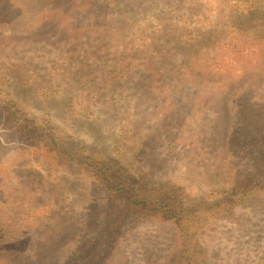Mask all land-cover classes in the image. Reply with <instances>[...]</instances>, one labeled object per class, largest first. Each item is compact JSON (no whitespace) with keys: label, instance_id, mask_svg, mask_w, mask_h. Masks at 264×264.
I'll return each mask as SVG.
<instances>
[{"label":"rangeland","instance_id":"rangeland-1","mask_svg":"<svg viewBox=\"0 0 264 264\" xmlns=\"http://www.w3.org/2000/svg\"><path fill=\"white\" fill-rule=\"evenodd\" d=\"M0 3V99L21 110L0 128L16 149L0 168V264H183V249L191 264H264V188L213 206L264 174L249 138L264 116V0ZM45 118L149 187L212 207H134L112 174L68 163Z\"/></svg>","mask_w":264,"mask_h":264},{"label":"trees","instance_id":"trees-1","mask_svg":"<svg viewBox=\"0 0 264 264\" xmlns=\"http://www.w3.org/2000/svg\"><path fill=\"white\" fill-rule=\"evenodd\" d=\"M1 4L2 3H0V11L2 7ZM20 16L22 15L20 13H17L13 16V18L18 19V17ZM0 19H3L2 15L0 16ZM1 101L9 102L11 104H14V106H7L6 108L5 106H2V103L0 102V109H5L4 115L1 114L0 116V128H2V126L5 124L6 118L14 120L15 117L21 112V110L15 105V103L10 102L7 99ZM30 117L35 119L33 115H30ZM31 118V123L36 122V119L35 121H33ZM44 121L46 123L48 122L46 118L44 119ZM251 123L253 126L252 128H250L251 134L249 137L252 142L251 149H254L256 156L264 164V116L257 115V117L254 118ZM47 124L50 125L49 123ZM32 128L34 131L40 127L35 124L32 126ZM48 129H52L53 132L56 131L57 133H59V135L56 133L55 135L52 134V141L53 143H56V141L59 139L60 144H58V146L61 148L60 152H62V155L65 154L68 163L76 162L77 164H79V166H82L85 169L100 170V172H102L103 174H99V177L101 180H104L105 183L107 177L106 174H112V177L115 178V181L109 184L110 190L127 194L132 205L140 210L142 209L146 210L147 212H154L155 210H159L160 206H162L161 212L169 213L174 218V214H176L177 211L170 210L171 204L173 203L181 204L180 209L194 207L196 208L197 205L204 206V210H208L212 207L206 201L199 200L197 201V204L193 205L192 201L194 199L190 198V196H187V194L180 191L179 188L175 187L174 185L169 184V186L167 187H160L158 189L149 187L148 184L142 182L141 180L133 178L132 175L118 163L113 164L114 160L95 157L92 151L83 142L76 140L70 135H62V132H59V130L56 129V126L50 125L48 127L45 126V128H41L43 132H46ZM4 132L6 131L4 130ZM4 136L5 135H1L0 137ZM37 136L40 138L43 137V135L38 131ZM1 142L2 140H0V146L4 144ZM19 150H21L22 153L25 152L24 148H20ZM45 150L50 152V154L52 155V160L57 158L59 159V157L54 154L51 148H46ZM15 151L12 152L11 148H9L8 146L0 147V168H4L5 164L8 165L15 159ZM262 167H264V165ZM249 188H264V174H255L247 180L244 179L242 182L239 181L233 186V188H229L224 192H220L221 197L217 200V202H215L213 206H217L215 208L224 206L226 209L230 210L236 204V202L244 198L247 193L250 192L249 190L251 189ZM165 218H167V216H165ZM180 241L182 242L183 246L186 247L187 243L185 239L181 238ZM183 252V254H185L183 256L185 257L183 258V264H191V261L193 260L192 254L188 256L189 252L185 249H183ZM186 258H188V261L186 260ZM84 261L85 260L83 259H79L76 264H83Z\"/></svg>","mask_w":264,"mask_h":264}]
</instances>
